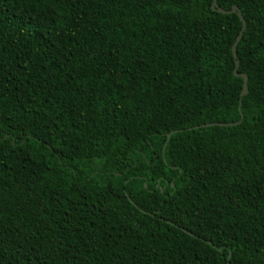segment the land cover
Listing matches in <instances>:
<instances>
[{
    "label": "trees",
    "instance_id": "trees-1",
    "mask_svg": "<svg viewBox=\"0 0 264 264\" xmlns=\"http://www.w3.org/2000/svg\"><path fill=\"white\" fill-rule=\"evenodd\" d=\"M212 2L0 0V264H264V0L245 96Z\"/></svg>",
    "mask_w": 264,
    "mask_h": 264
},
{
    "label": "water",
    "instance_id": "water-1",
    "mask_svg": "<svg viewBox=\"0 0 264 264\" xmlns=\"http://www.w3.org/2000/svg\"><path fill=\"white\" fill-rule=\"evenodd\" d=\"M211 8L213 10H216L217 12L221 13V14H229V13H236L238 15V17L240 18V20L242 21V28H241V31L239 32L233 46H232V54H233V57L235 59V62H236V67L234 69V75L236 77H240L242 78L243 80V87H242V92H241V95L242 96H245L247 94V83H248V77L246 74L244 73H239L238 72V67H239V61L237 59V50H236V47H237V44L238 42L240 41L241 39V36L243 34V31L245 30V27H246V23H245V20L243 19L242 17V14L240 13V11L238 10V8L236 6H233L230 10H224L222 8H219L218 5H217V2L216 0H213L212 2V5H211ZM242 118L237 121V122H230V123H220V122H216V123H206V124H201V125H197V126H194L192 128H189V130L191 129H199V128H205V127H211V126H234V125H237L241 122ZM175 131H172L170 133L167 134V140H166V143L164 144V148L167 144V141L168 139L170 138V136L172 134H174Z\"/></svg>",
    "mask_w": 264,
    "mask_h": 264
}]
</instances>
